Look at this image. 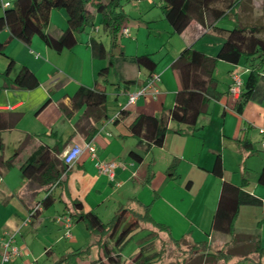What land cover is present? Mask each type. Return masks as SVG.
<instances>
[{"label":"crops","instance_id":"crops-1","mask_svg":"<svg viewBox=\"0 0 264 264\" xmlns=\"http://www.w3.org/2000/svg\"><path fill=\"white\" fill-rule=\"evenodd\" d=\"M256 1L260 3V0ZM228 22L233 23L231 20ZM48 24V29L63 28ZM122 25L131 28L127 20ZM139 30L137 27L136 36ZM87 35L89 38L92 36ZM168 35L174 38L173 44L161 56L157 53V57L152 59L156 64L151 73L159 77V92L155 97L140 96L133 104L126 105V93L140 86L148 76V70L136 65L133 60L138 55V49L128 52V47L133 43L129 41V29V36L120 37L118 46L111 51L114 73L123 82L120 92L123 96L118 97L120 87L117 86L118 89L113 87L110 90L112 106L105 98L99 106L73 107L69 97L79 85L90 88L96 83L105 92V84H108L110 69L106 81L96 76L98 68L105 65L106 59L96 58L92 54L89 39L84 43L77 36L74 46L56 52L38 37L39 41L33 36L26 46L10 37L4 27L0 28L3 52L14 61L6 78L0 75V109L18 117L12 128L1 132L3 148L0 156L7 158L14 152L15 155L9 168L0 167V207L14 202L11 215L14 229L19 224V215L27 214L39 201L37 199L45 194L46 186H39L19 169L29 154L36 147L45 146L52 160L61 162L62 154L69 146L91 141L95 147V157L91 159L83 151L62 175L61 181L48 188L53 198L51 204L55 202L60 208L57 215L69 212L72 200L80 201L84 210L90 209L96 215L102 211L110 212L111 216L122 206L140 212L143 206L148 205L150 217L168 227L169 238H183L189 243L206 241L212 248L220 247L225 235L209 232V226L223 179L235 185L243 183V190L261 200L258 205H240L233 224L239 231H257L261 237L264 226V187L257 182V174L264 166V157L258 154L262 136L257 127L264 125L262 91L245 103L240 114H236L233 105L237 98L228 93L230 73L236 72L243 86L252 82V72L242 59L235 64L223 60L213 61L223 34L191 21L180 33H172L170 28ZM188 45L205 54L202 73L214 78L217 66L226 70L227 75L221 87L214 78L215 90L223 95L218 99L208 98L203 112L190 128L168 121L171 129H182L183 132L168 133L161 146L144 151L136 145V139L129 134L126 124L139 113L157 116L172 105L179 82L171 63L179 51ZM145 51L144 54H149ZM20 65H25L34 73L38 82L35 87L25 89L11 84L10 79ZM5 66L6 58L0 55V73ZM125 81L129 82L125 84ZM258 83L262 87L264 78H259ZM119 109L125 111L124 117L114 121ZM241 134L249 142V151L241 149L236 141ZM130 149L142 155L141 161L137 162L127 155ZM216 153L221 158V178L210 171ZM98 160L118 163L113 168L111 178L98 171ZM172 161L175 166L173 174L169 176L166 171ZM232 162L234 170H229ZM42 209L46 208L39 209L34 218L37 223L42 216ZM250 211L251 220L248 221L246 215ZM254 221L258 222L254 225ZM29 223L33 225L32 221ZM207 226L208 231L205 232ZM147 227L151 228L149 224ZM158 234L167 237L163 232ZM201 235L206 239L201 238ZM90 248L97 255L96 247ZM27 253L25 249L18 256Z\"/></svg>","mask_w":264,"mask_h":264},{"label":"trees","instance_id":"trees-1","mask_svg":"<svg viewBox=\"0 0 264 264\" xmlns=\"http://www.w3.org/2000/svg\"><path fill=\"white\" fill-rule=\"evenodd\" d=\"M7 5H0V28L4 27L9 36L19 42L29 44L33 36L38 37L47 47L59 52L63 48H71L77 42V35L92 21L95 15H99V23L109 39V46L104 48L100 41L94 42L89 38L92 54L99 59H106L104 66L98 68L97 78L106 81V74L113 66L111 51L118 46L117 31L126 20V16L119 8L118 0H5ZM244 0H160V9L163 19L169 24L172 33H180L191 21L201 26H208L223 34L213 61L223 60L229 63H237L242 59L246 67L252 72V82L240 88L239 96L233 105V111L240 114L247 101L262 91L264 97V85L259 86V78H264V39L257 34L264 30V24L243 25L239 22L237 9ZM264 15V0L259 3ZM62 8L65 12V26L61 29H48L49 14L53 9ZM228 18L233 22L231 28H221L215 25L220 18ZM4 44L0 41V55L6 58L5 69L0 75L6 78L8 71L14 64L11 57L3 52ZM205 54L193 48L191 45L182 48L171 68L175 71L179 87L174 93L173 103L157 116L139 113L135 115L126 129L136 139V145L144 151L154 146H161L168 133L183 132L182 129H171L168 121L184 124L192 127L198 115L203 112L208 98L218 99L221 93L214 87L215 80L211 75L201 72V65ZM133 60L136 65L148 70V75L155 67V62L149 54L135 55ZM13 86L30 89L38 82L34 73L25 65H20L10 79ZM129 81H125V84ZM73 107L99 106L105 101L106 95L102 88L95 83L87 88L79 85L70 95ZM125 111L118 110L114 121L124 117ZM18 117L10 112L0 109V151L3 148L1 132L12 128ZM239 147L245 151L250 150L249 142L239 135L236 138ZM15 152L7 157L0 156V167L9 168ZM127 155L139 162L142 155L134 150H128ZM175 162L167 167V174H173ZM24 176L29 177L39 186H46L44 196L28 211V219H34L41 208H46L52 203V196L48 191L50 185L59 183L67 172V167L59 161H53L50 151L45 146L36 147L31 154L19 166ZM216 177H222V163L219 153L214 155L210 170ZM63 175V176H62ZM257 182L264 187V166L257 174ZM241 185H235L221 179L216 205L211 216L209 232L225 235V240L220 247L212 248L206 241L192 242L190 250L195 252L197 264H233L232 258L238 260H251L255 264H262L264 255L263 247L257 231H239L234 227V220L238 207L242 204L258 205L261 200L243 190ZM71 210L68 212L71 222H81L88 235L92 239L86 249L68 251L61 259L76 264V260L87 258L91 246H95L98 256L90 261L91 264H121L120 255L117 253L130 233L140 224H150L148 235L156 239L159 232L167 235L165 241L177 245L180 239L169 238L168 227L155 222L148 213V205L143 206L138 212L130 207H119L109 220L102 222L90 209L84 210L78 200L71 201ZM138 252L132 260L139 258ZM104 259V261H102ZM175 264H185L179 262Z\"/></svg>","mask_w":264,"mask_h":264},{"label":"rangeland","instance_id":"rangeland-1","mask_svg":"<svg viewBox=\"0 0 264 264\" xmlns=\"http://www.w3.org/2000/svg\"><path fill=\"white\" fill-rule=\"evenodd\" d=\"M118 4L119 6L117 8L123 11L128 24L131 25V28H129L131 40L129 39V41L133 43L128 47V52H133L136 48L138 49V55H140L144 54L143 50H146L145 52L149 53L150 58L154 60L157 57V53L161 56L165 49L167 50L171 47L174 38H170L172 36L168 35L170 27L163 19L160 0H139L138 2L135 0H118ZM237 13L239 22L243 25L264 24V15L256 0L242 1L237 9ZM50 16V25L58 27L65 26V12L62 8L51 10ZM99 21V15L97 14L93 18L92 25L88 24L77 36L85 43L89 39L87 34H91L94 42L100 41L105 48H108L109 39L102 30ZM218 21L217 26L222 28H231L233 25V23L228 22L229 19L226 17L220 18ZM93 27H97V31H89ZM137 27L140 30L136 36L135 32ZM257 35L264 39V30ZM34 39L39 41L36 36ZM29 49L36 52L32 47H29ZM226 75V70L223 67H216L213 76L218 80L219 87L222 86ZM107 79L108 84H105L106 102L112 106L113 101L110 96V90H113V87H120V89L117 88L119 91L118 97L120 98L123 96L120 93L123 90V82L116 77L113 67L110 68ZM111 132L114 134V131ZM258 154L264 157V150L261 149L258 151ZM228 168L229 170H234L233 162L230 163ZM235 176L239 177V175ZM41 197L37 200H40ZM13 208L14 202L11 201L6 206L0 207V240L14 233L13 244L19 249L25 248L26 251L28 250V253L14 257L15 262H12L13 259H11V261L2 264H62L60 261L68 251L86 249L92 242L82 223L72 224L70 238H64L63 229L55 222L60 210L58 204L55 202L46 207V209H42V216L40 215L41 218L38 223L34 219H30L33 225L31 223L27 224V226L21 225L22 220L27 218L28 213H25L24 216L19 215L20 221L15 229L11 226L13 223L11 218ZM99 212L97 216L102 222L110 219V212ZM246 218L248 221L251 220V211L247 213ZM256 222L258 221H254V225ZM148 231L147 223H144V225L140 224L138 228L130 233L126 241L117 248V253L120 255V261L122 262L121 264H175L179 262L197 264L198 259L195 252L190 250L189 242L183 239L177 245H173L171 242L165 241L162 235L155 234L156 239L150 237ZM204 231H208V226ZM194 234L196 235L197 233L194 232ZM261 234L260 240L264 248V226ZM201 236V238L206 239L205 236ZM47 250L48 252H46ZM138 252H140L139 258L132 260V257ZM97 256L98 252L96 255V251L90 248L87 253V258L76 260L75 263L91 264L90 261L94 260ZM230 262L233 264H255L251 260H238L237 258H232ZM66 264L72 263L66 262Z\"/></svg>","mask_w":264,"mask_h":264},{"label":"built area","instance_id":"built-area-1","mask_svg":"<svg viewBox=\"0 0 264 264\" xmlns=\"http://www.w3.org/2000/svg\"><path fill=\"white\" fill-rule=\"evenodd\" d=\"M138 2L139 0H135ZM0 5L5 6L7 2L5 0H0ZM89 31H97V27L91 28ZM122 36H129V28L126 25H121L117 31L118 39ZM159 77L157 74L150 73L144 80V82L136 87L133 91L126 93V105L133 104L134 101L140 96H151L155 97L158 92L157 82ZM241 88V81L239 75L236 72L230 73V84L228 87V93L234 97L238 98L239 92ZM258 133L262 136L261 138V149L264 150V125H260L257 127ZM86 151L89 157L92 159L95 157V147L91 141H86L82 145L72 144L69 146L62 154L61 161L68 168L70 167L79 157V155ZM118 163L111 161H97L96 167L98 171L102 174H105L107 177H112L113 168ZM39 205H34V208H38ZM56 222L63 229L64 238H70V228L72 225L71 218L68 212H63L56 217ZM29 219L28 216L26 219L22 220L21 225H26ZM14 241V233L7 235V237H3L0 240V264L4 262H8L14 257L20 255L25 249H19L13 244Z\"/></svg>","mask_w":264,"mask_h":264}]
</instances>
